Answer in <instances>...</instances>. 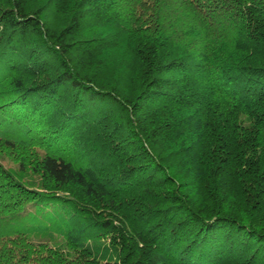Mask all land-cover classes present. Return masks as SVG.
<instances>
[{
    "label": "trees",
    "instance_id": "16d2710c",
    "mask_svg": "<svg viewBox=\"0 0 264 264\" xmlns=\"http://www.w3.org/2000/svg\"><path fill=\"white\" fill-rule=\"evenodd\" d=\"M0 264H264V0H0Z\"/></svg>",
    "mask_w": 264,
    "mask_h": 264
},
{
    "label": "rangeland",
    "instance_id": "374dc122",
    "mask_svg": "<svg viewBox=\"0 0 264 264\" xmlns=\"http://www.w3.org/2000/svg\"><path fill=\"white\" fill-rule=\"evenodd\" d=\"M7 167H14L16 168L17 166L14 165L13 163L9 162L8 160L6 161V164H5Z\"/></svg>",
    "mask_w": 264,
    "mask_h": 264
}]
</instances>
